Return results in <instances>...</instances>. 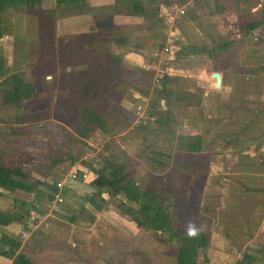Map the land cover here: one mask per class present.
<instances>
[{
	"label": "rangeland",
	"instance_id": "rangeland-1",
	"mask_svg": "<svg viewBox=\"0 0 264 264\" xmlns=\"http://www.w3.org/2000/svg\"><path fill=\"white\" fill-rule=\"evenodd\" d=\"M52 1L31 12L22 6L5 11L16 71L29 80L37 61L29 54L33 48L43 43V53L56 55L73 34L95 30L106 42L103 47L119 57L124 73L107 86L108 107H94L103 115L105 132L75 133L69 101L78 99L69 100L60 86L61 75L72 68L57 64L54 72L32 78L33 97L21 109L0 111L1 136L15 131L3 140L9 155L0 148V163L21 168L48 186H62L60 203L0 187V212L26 215L3 231L21 245L35 231L48 234L47 249L32 253L37 264H176L175 244L159 243L138 229L121 213V196L100 195L99 212L84 203L96 191L90 169L112 163L141 187L151 175L160 179L168 171L183 178L177 213L183 222L191 218L199 223L205 217L210 223L209 244L197 263L237 264L243 254L264 259V251L257 253L264 250V25L250 33L244 28L264 20V0H137L145 15L128 19L111 16L110 0L100 6L90 0L81 10L62 8L50 18ZM226 42L231 43L227 50L210 57H175L186 46L210 49ZM164 47L167 52L154 60L153 54ZM212 73L221 75L223 89H213ZM158 74L164 78L155 83ZM13 80L3 88L18 82ZM161 85L173 93L169 98L156 92ZM61 95L65 99L60 104ZM138 102L143 121L135 126ZM156 110L171 112L166 126L156 127L149 115ZM194 134L201 138L199 152L180 151L177 137ZM79 212L77 220H67ZM0 264L10 260L0 256Z\"/></svg>",
	"mask_w": 264,
	"mask_h": 264
},
{
	"label": "trees",
	"instance_id": "trees-1",
	"mask_svg": "<svg viewBox=\"0 0 264 264\" xmlns=\"http://www.w3.org/2000/svg\"><path fill=\"white\" fill-rule=\"evenodd\" d=\"M44 1L47 0H0V37L10 34L9 23L3 16L6 10L22 6L31 12L33 9L38 8ZM86 1L53 0V10L50 11V14L47 13V16L54 18L56 11L62 8L81 10L85 8ZM179 1L183 2L184 0ZM113 14L120 16H143L145 12L137 0H119L115 3ZM48 18L44 20L46 21ZM263 25L264 20L262 19L249 22L244 27L245 33H250ZM104 42L105 40L98 37L97 31H95L73 35L64 44L60 42L63 46L57 51L56 55L49 52L46 54L43 53L41 51V49H44L43 43L38 45V50L37 48H33L34 51L29 52L31 56L33 55L37 59L36 65L32 68L34 73L29 72V76L32 78L40 75L38 73L42 74L43 71L54 72V65L56 64L67 70L68 68H72L71 71L64 72L61 75L60 86L61 91L70 94V97H68L69 100H72V96L78 99L75 103L69 101V108L71 110V122L75 125L73 130L80 135L86 132H105L107 130L103 115L94 107H108V102L105 98L107 96V86L109 82L115 81L124 73V69L120 67V59L114 56L111 50L103 47ZM230 45V42H226L221 45H214L210 49L186 46L181 51H177L175 57L179 55L201 56L203 54L210 57L217 51L227 50ZM13 77H15L14 81L18 82L12 88H2L5 83H8L12 79L11 77L0 82V95L5 108L15 107L18 109L25 102L31 100L34 94V86L32 78L30 81L27 80V76L22 72L13 75ZM156 92L166 98H169L173 94L164 85H161L158 89L156 88ZM113 95L116 96V93H113ZM64 99L61 95L59 97V103H63ZM176 99L178 100V97ZM86 101H92V104L88 105L85 103ZM149 115L153 117L156 127L161 128L169 122L171 112L169 110H156L150 112ZM200 145L201 138L198 135H179L177 137V148L185 154L198 153ZM174 166L178 169L183 168L185 172L192 171L187 165L184 167L179 163H174ZM90 171L95 176L93 183L96 185V191L94 194L87 196L84 199V203L91 210L99 212L102 209L96 199L103 193L107 194L110 198L121 196L123 198L119 203L121 213L127 215L138 229L151 233L159 243L175 244L176 264H199L197 263L198 255H203L209 244L210 223L207 220L208 218L205 217L199 222L204 223L206 227L195 239H189L184 235L183 230L186 222H183L179 213H177V207L181 201V186L184 182L182 177L176 176L171 171H168L160 179L151 175L147 186L141 187L130 178L129 172L123 171L120 165L107 163L99 169L91 168ZM48 185L43 181L31 178L21 168L0 163V187L3 189L32 193L37 198L46 196V200L51 202L58 190L55 184ZM40 186L44 188L43 191L39 190L38 187ZM19 204L20 206H25L24 203ZM81 212L77 215L71 214L67 220L74 222L78 216H81ZM25 216L16 213L7 214L0 212V247H5L4 250L0 251V256L8 258L10 264H37L32 253H41L50 244V236L40 231L32 233L29 239L30 242L28 241L22 245L20 244V240L11 233L3 231L10 225L20 224ZM92 219L93 217L90 214L88 222H91ZM263 251L262 249L257 253L261 254ZM117 262L110 260L107 261V264H117ZM237 264H264V259L258 260L256 257L243 254Z\"/></svg>",
	"mask_w": 264,
	"mask_h": 264
},
{
	"label": "crops",
	"instance_id": "crops-1",
	"mask_svg": "<svg viewBox=\"0 0 264 264\" xmlns=\"http://www.w3.org/2000/svg\"><path fill=\"white\" fill-rule=\"evenodd\" d=\"M101 1H103V0H98V5L100 6V4H102V2ZM105 1V0H104ZM108 1V0H107ZM119 0H110V3H109V5H106L107 7H109V6H112V8L114 9V6H115V3H117ZM90 2V0H87L86 1V3H89ZM91 7H93V6H95L94 4H89ZM105 7V6H104ZM113 9H112V14H111V16L112 17H116V18H118V19H120V18H123V17H125V18H123V19H128V18H130V17H134V18H137V17H139V16H120V15H115V14H113ZM146 28H150V25H148ZM90 32H95V30L94 31H86V32H81V33H77V34H84V33H90ZM77 34H73V35H77ZM9 36L8 35H5V36H2V37H0V82H2V81H5L7 78H9V77H11L12 79L13 78H15V77H13V75H15V74H17V73H20L21 71H16V69H17V67H18V65H17V67H16V64H18V63H16V59H15V57L14 56H16V54H15V52H14V43H12V41L10 40L9 41ZM120 39H122L123 40V37H119ZM126 38V37H125ZM128 39L126 38V41H127ZM117 42H118V40H116ZM119 43V42H118ZM124 43V42H123ZM14 52V53H13ZM114 54V53H113ZM116 57H118V56H116ZM189 57H191V58H198V59H202V58H204V56H189ZM119 58V57H118ZM121 61V60H120ZM19 62H20V60H19ZM220 76V87H219V90H221V89H223L224 88V85H223V78L221 77V75H219ZM9 80V79H8ZM31 80V78L29 79V81ZM14 81V80H13ZM212 87H213V84H212ZM0 88H1V86H0ZM3 88V87H2ZM11 88H12V86H11ZM213 89L215 90V88L213 87ZM189 94V93H188ZM184 95L185 97H186V99H190L191 98V95ZM182 98L179 96L178 97V100L177 101H180ZM139 103V102H138ZM9 108H10V110H19V109H21V108H15V107H7V108H5L4 107V105H3V103H2V97H1V95H0V111H3V112H5V111H7V110H9ZM14 111V112H15ZM13 120H20V118L19 117H17V116H15V115H13ZM0 121H4V118H0ZM14 130V129H13ZM12 133V132H11ZM7 134L6 136H1V134H0V148H2V150H4L5 151V154L6 155H9L8 154V152L6 151V149H5V146H4V139H7L9 136L8 135H14L15 134V131H14V133H12V134ZM199 136V134H194V135H189V136ZM2 153V151H0V154ZM2 155V154H1ZM15 191H17V190H15ZM21 192V191H20ZM10 226H12V225H10ZM10 226H8V227H10ZM7 227V228H8ZM6 228V229H7Z\"/></svg>",
	"mask_w": 264,
	"mask_h": 264
},
{
	"label": "built area",
	"instance_id": "built-area-1",
	"mask_svg": "<svg viewBox=\"0 0 264 264\" xmlns=\"http://www.w3.org/2000/svg\"><path fill=\"white\" fill-rule=\"evenodd\" d=\"M183 12L180 11V14H182ZM167 52V49L164 47L163 49H161V51L156 52L153 54V58L156 61H159L161 59V57H163V55ZM164 74H158L155 76L154 78V82L155 83H160V81L162 80ZM143 111H142V107L139 103L136 104L134 111H133V116H134V125L138 126L139 124H142L143 121ZM70 179H74L75 178V174H71L69 175ZM56 189L58 190V192L61 190V183H56L55 184ZM58 192L54 195V201L60 203L61 202V197L59 196ZM24 236V235H23Z\"/></svg>",
	"mask_w": 264,
	"mask_h": 264
},
{
	"label": "clouds",
	"instance_id": "clouds-1",
	"mask_svg": "<svg viewBox=\"0 0 264 264\" xmlns=\"http://www.w3.org/2000/svg\"><path fill=\"white\" fill-rule=\"evenodd\" d=\"M206 225L204 223H196L194 219H189L184 227V235L189 239H195L202 231H204Z\"/></svg>",
	"mask_w": 264,
	"mask_h": 264
},
{
	"label": "water",
	"instance_id": "water-1",
	"mask_svg": "<svg viewBox=\"0 0 264 264\" xmlns=\"http://www.w3.org/2000/svg\"><path fill=\"white\" fill-rule=\"evenodd\" d=\"M210 77H211V79H213V81H214V83H213V87H214L215 89H219V87H220V76H219V74H217V73H212V74L210 75Z\"/></svg>",
	"mask_w": 264,
	"mask_h": 264
}]
</instances>
